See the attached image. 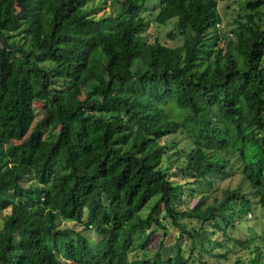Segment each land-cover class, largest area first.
<instances>
[{
    "label": "trees",
    "instance_id": "16d2710c",
    "mask_svg": "<svg viewBox=\"0 0 264 264\" xmlns=\"http://www.w3.org/2000/svg\"><path fill=\"white\" fill-rule=\"evenodd\" d=\"M93 1L0 0V264H264V0Z\"/></svg>",
    "mask_w": 264,
    "mask_h": 264
},
{
    "label": "rangeland",
    "instance_id": "374dc122",
    "mask_svg": "<svg viewBox=\"0 0 264 264\" xmlns=\"http://www.w3.org/2000/svg\"><path fill=\"white\" fill-rule=\"evenodd\" d=\"M101 0H94L93 2H92V5H96L97 3H99ZM230 1L229 0H225V1H223L221 4H223V5H220L219 6V8L220 9H222V6H224V5H229L230 3H229ZM111 6H110V2H109V0H107L106 1V3H105V5L103 6V8L102 9H99V10H97V11H95L94 12V16H103V15H108V13L111 11ZM146 16H147V18L148 19H150V18H152L153 17V10H148L147 11V13H146ZM218 29H220V30H222V31H224L225 30V26H224V24L223 23H220L218 26H216ZM228 25L226 26V29L228 30ZM171 28H172V22L170 21V22H168V23H166L165 25H163V26H158V25H152L151 23L149 24V26H148V28H147V30H146V33H147V37H148V39L150 38H152L153 37V35H154V31L155 30H157V31H159V38L161 39V40H163V42H167V44L168 45H171V46H173V45H177V44H179L180 43V38H174V39H168V38H166L165 37V33L167 32V31H170L171 30ZM150 35V36H149ZM166 38V39H165ZM40 103H41V101H39V100H35L34 102H33V107L35 108V110L37 109V112L35 113V116L36 117H39V114H40V111H38V107L40 106ZM179 138V137H178ZM175 139V141H177V138H174ZM178 146H179V144H177ZM174 163H171V164H169V168L170 167H174ZM161 166L163 167V168H166V167H168V165H167V162L165 161V160H163L162 161V163H161ZM231 178L229 179V178H227V179H225V180H223V184H229L230 186H232L235 182H236V180H238L239 179V176H238V173L236 172L235 174H231V176H230ZM151 229H153V232L151 233V235H150V237H149V239L147 240V244H146V248H145V250H146V254L147 255H150V253L156 248V245H157V242H158V240H160V238H161V236H162V232L160 231V230H154V228L153 227H151ZM167 229H168V233H167V235H165L164 236V238H163V240L165 241V244L166 245H169L170 244V240H172V237H174L173 235H174V231H173V228L171 227V226H169V225H167ZM150 230V229H149ZM148 231V230H147ZM85 233H86V235L88 236V237H90V238H96L97 237V234H96V232L94 231V229L92 228V227H90V226H88L87 227V230L85 231Z\"/></svg>",
    "mask_w": 264,
    "mask_h": 264
}]
</instances>
